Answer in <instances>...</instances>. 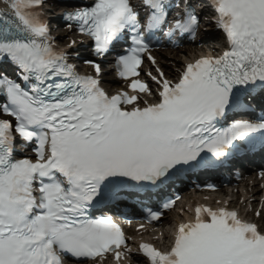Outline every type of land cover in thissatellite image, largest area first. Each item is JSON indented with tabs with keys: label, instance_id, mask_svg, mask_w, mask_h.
Masks as SVG:
<instances>
[{
	"label": "snow or ice",
	"instance_id": "obj_1",
	"mask_svg": "<svg viewBox=\"0 0 264 264\" xmlns=\"http://www.w3.org/2000/svg\"><path fill=\"white\" fill-rule=\"evenodd\" d=\"M44 3L0 0V63L10 61L27 84L0 72V264L109 253L119 262L132 254L125 233L112 216L94 218V208L139 195L128 188L159 187L209 156L223 160L240 142L264 146V117L221 126L234 109L252 106L257 89L264 96V0H92L61 13L66 27L90 38L94 54L122 44L115 73L134 78L133 92L151 95L140 68L145 57L156 67L158 75H147L162 87L160 101L144 107L139 95L109 96L74 70L54 47ZM203 8L216 13L228 49L187 65L174 83L152 56V41L195 38ZM84 63L99 75L94 61ZM33 142L35 159H17V145ZM162 215L151 211L149 219ZM140 252L150 264H264V232L236 211L201 207L195 222L179 227L171 251L143 243Z\"/></svg>",
	"mask_w": 264,
	"mask_h": 264
},
{
	"label": "bare ground",
	"instance_id": "obj_2",
	"mask_svg": "<svg viewBox=\"0 0 264 264\" xmlns=\"http://www.w3.org/2000/svg\"><path fill=\"white\" fill-rule=\"evenodd\" d=\"M48 1L51 2L52 0L51 1L48 0ZM211 51L212 53L215 54L217 50L216 51L211 50ZM65 53L68 54V52H65ZM199 53L200 52L198 51V49H195L193 47H191L190 49L183 50V51L182 50L172 51V53H165V54L158 55L157 56L159 60L158 64H161L162 66L161 68L166 73L167 78L171 80L178 76L180 70H182V68L186 66V64L189 62L190 59H196L197 57H200ZM191 55H195V56L191 57ZM171 62L176 64L175 69L173 68L171 69L170 66L169 67L167 66L171 64ZM152 71H153L154 76L158 75L157 69L152 68ZM142 78L148 79L147 75L145 74H143ZM260 192L261 191L258 188H254L250 192H247V194L243 195L242 198L239 199L240 201H237L236 203H238L237 205L240 206V209L243 211V214H246L245 210H243V207H246L249 210V212L256 214L254 218H257L256 221H258L261 224L262 228L264 229V199H263L264 195H261ZM225 195L226 194L224 193L216 194V196H219V197H216L215 202H217L218 199H223ZM210 196L213 197L215 195H210ZM209 201H212V198ZM257 213H259V215H257ZM169 220L170 221L167 220L166 222L171 223L172 220L171 219ZM182 220L183 218H181V221ZM135 233L137 232L134 229H132L131 234H135ZM150 236L154 237L155 239L159 238L157 242L160 245H165L167 242V234L163 229L155 230L151 228L147 233L142 234L140 238L149 239ZM135 252L136 251L132 250V257L134 259H138V256L136 255Z\"/></svg>",
	"mask_w": 264,
	"mask_h": 264
},
{
	"label": "rangeland",
	"instance_id": "obj_3",
	"mask_svg": "<svg viewBox=\"0 0 264 264\" xmlns=\"http://www.w3.org/2000/svg\"><path fill=\"white\" fill-rule=\"evenodd\" d=\"M62 5H64L63 2H62V0H55V1L52 0L49 3H48V0H45V8H49V10L53 13L52 14L53 16L54 15H58L62 11ZM55 34H57L56 35L57 37L60 36L58 42L61 45H64L65 44V47H64L65 49L66 48H70L73 45V42H74L73 39L75 37L72 34L65 35L63 33V31L61 29H59V28L56 29ZM61 34H64V36H62ZM167 66L168 67L170 66L171 69L172 68L175 69L176 64L175 63H172V64H169Z\"/></svg>",
	"mask_w": 264,
	"mask_h": 264
}]
</instances>
